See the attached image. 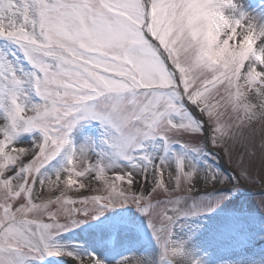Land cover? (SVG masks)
<instances>
[{"label":"snow or ice","instance_id":"6c2138e0","mask_svg":"<svg viewBox=\"0 0 264 264\" xmlns=\"http://www.w3.org/2000/svg\"><path fill=\"white\" fill-rule=\"evenodd\" d=\"M0 38L19 46L34 69L31 73L18 70L0 53V111L5 118L0 125L4 201L0 205V264H26L28 258L64 251L55 236L69 225L38 224L24 217L46 208L32 203L29 176L33 170L40 174L66 147L70 149L67 165L61 170L67 175L66 185L78 183L74 173L84 177L100 168L99 163L86 164L87 147H71V133L79 121H101L115 156L132 162L142 156L147 164L141 171L147 181V173L155 166L148 155L138 152L145 141L154 137L171 140L201 128L203 121L195 123L184 108L185 99L214 125L215 145L226 135L219 120V108L226 100L239 109L241 88L264 99V22L244 12L237 0H0ZM29 89L40 98L39 103H31ZM243 106L249 122L257 116L252 109L262 110L260 118L264 119V103ZM33 130L42 133L36 151L14 145L19 133ZM260 140L258 153L264 170V134ZM244 147L256 148L255 139L245 140ZM176 163V187L181 179L191 184L195 166L180 157ZM109 166L113 164L105 165ZM166 170L164 162L156 168L152 192L168 191L163 182ZM240 176L252 179L248 168H242ZM125 177L129 189L136 184L132 171L117 178L124 181ZM206 179L218 181L219 177L210 169ZM59 180L60 172L53 183ZM31 184L34 187L36 180ZM111 188L108 197L92 198L95 207L91 212L85 209L83 217L94 218L104 209L135 204L149 217L162 248L161 264L164 260L175 264L185 256L183 243L173 238L177 219L210 210L198 205L187 211L176 207L168 215L165 209L163 226L157 227L150 211L153 205L144 194L116 191L114 182ZM22 194H27V200L14 208L12 202ZM81 222L73 220L71 226ZM94 264L103 262L94 258ZM191 264L199 262L192 260Z\"/></svg>","mask_w":264,"mask_h":264},{"label":"rangeland","instance_id":"374dc122","mask_svg":"<svg viewBox=\"0 0 264 264\" xmlns=\"http://www.w3.org/2000/svg\"><path fill=\"white\" fill-rule=\"evenodd\" d=\"M237 3L244 12L264 22V0H237ZM0 53L10 59L18 70L22 69L26 73L34 71L30 62L23 63L27 59L13 41L0 38ZM220 91L225 93L224 88ZM29 92L31 103H39L40 98L35 92L31 89ZM241 92L243 95L239 109H235L227 100L219 108L220 126L226 135L216 145L212 142L214 125L208 122L207 116L193 103L207 125L208 136L202 130V123L200 129L184 131L171 140L154 137L145 141L138 152L148 155L155 166L147 173V181L143 179L144 172L141 171L147 164L142 156L136 162L115 156L112 141H109L110 134L101 121H79L71 133V147H87L89 157L86 164L89 161L99 163L100 168L87 172L84 177L74 173L73 179L78 183L66 185L67 175L61 172L67 165L70 149L66 147L42 168L40 174L33 170L28 185L32 187V203L44 205L46 208L42 207L39 212L28 214L24 218L35 220L38 224L55 222L69 227L55 236V243L64 250L62 253L45 254L43 258L31 257L26 260V264H89V261L94 262V258L100 259L104 264H161L162 248L150 226L149 217L135 204L126 203L104 209L94 218L83 217L85 209L93 211V197L109 196L113 182L116 191L124 189L130 196L145 195L153 205L150 211L157 227L163 226L161 222L165 209H169L168 215H172L170 210L176 207L184 211L193 205L210 209L181 216L175 222L173 238L183 243L185 251V256L178 257L175 264H186V261L191 264L192 260L199 264H264V194L248 195L257 189L264 190V170L258 153L260 137L264 134V119L260 118L262 110L252 109L257 112V116L249 122L245 118L243 106L259 105L264 103V99L244 88H241ZM232 97H235L234 87ZM186 111L195 123L201 122ZM241 120L244 121L243 124ZM4 123V113L0 111V125ZM249 138L255 139L256 148L245 149L244 141ZM13 143L16 147L34 152L37 150L36 146L42 143V133L39 130L21 132ZM214 150L221 152L224 162ZM177 157L185 159L186 163L197 169L191 184L181 179L178 188L175 179ZM28 162L25 160V164ZM161 162L168 169L163 175L168 191L160 189L152 192L156 183V168ZM107 163L113 166L105 167ZM242 168L250 169L252 179H243L240 176ZM210 169L215 170L218 181L206 179ZM76 171L83 169L77 168ZM127 171H132L135 177L136 184L130 189L126 186L127 177L124 181L117 178ZM59 172L60 180L53 183ZM32 179L36 180L34 187L31 184ZM41 181L44 183L41 184ZM80 183L85 185L84 188L79 187ZM2 197L3 189L0 187V205L4 203ZM85 197H88L87 201L84 200ZM26 200L27 194H22L12 202L13 207H19ZM69 209L72 211H68ZM2 211L0 208V214ZM78 219H83V222L71 226L72 221ZM163 264L171 262L164 260Z\"/></svg>","mask_w":264,"mask_h":264},{"label":"bare ground","instance_id":"6f19581e","mask_svg":"<svg viewBox=\"0 0 264 264\" xmlns=\"http://www.w3.org/2000/svg\"><path fill=\"white\" fill-rule=\"evenodd\" d=\"M100 260V259H99ZM93 261H94V259H93ZM93 264H94V262H93ZM104 264V263H103Z\"/></svg>","mask_w":264,"mask_h":264}]
</instances>
